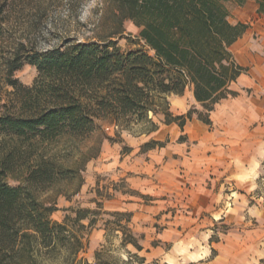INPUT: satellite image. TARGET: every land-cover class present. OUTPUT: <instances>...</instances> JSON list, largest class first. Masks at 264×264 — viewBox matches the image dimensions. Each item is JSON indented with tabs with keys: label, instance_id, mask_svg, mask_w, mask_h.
<instances>
[{
	"label": "trees",
	"instance_id": "obj_1",
	"mask_svg": "<svg viewBox=\"0 0 264 264\" xmlns=\"http://www.w3.org/2000/svg\"><path fill=\"white\" fill-rule=\"evenodd\" d=\"M230 1L246 0H102L94 37L42 52L31 49L8 61L7 83L22 89V99L18 113L0 114V264H38L42 255L83 247L69 225L52 214L56 197L76 194L88 162L98 157L102 141L89 142L101 121L121 129L148 123L155 131L159 125L153 118L163 114L166 123L183 129L197 114L211 124L216 105L238 95L231 84L246 68L230 47L248 24L230 21ZM258 1L264 11V0ZM127 20L140 28L148 49L119 46L115 38ZM26 63L38 69L30 85L14 78ZM187 89L203 110L174 115L168 95ZM88 212L79 210L74 221ZM126 216L130 221L131 214Z\"/></svg>",
	"mask_w": 264,
	"mask_h": 264
},
{
	"label": "rangeland",
	"instance_id": "obj_2",
	"mask_svg": "<svg viewBox=\"0 0 264 264\" xmlns=\"http://www.w3.org/2000/svg\"><path fill=\"white\" fill-rule=\"evenodd\" d=\"M229 6L234 11L235 6ZM102 8V0H0V114L18 113L22 99V89L7 83L8 61L17 56L22 58V52L31 49L42 52L66 41L94 37V29L103 17ZM124 28L115 38L122 50L148 49L139 36L140 28L133 21H125ZM240 47L238 43L234 45L235 55ZM37 76V67L29 63L14 72V78L27 85ZM247 91H255L257 102L264 99V92L257 87ZM168 100L171 104L181 100L184 108L180 105L177 108L174 103L171 107L176 114L186 113L191 108L203 110L194 100L191 89L182 95L170 94ZM215 111L218 112V107ZM210 117L214 118V112ZM153 119L160 122L158 117ZM197 119L194 114L173 144L183 142L190 147L215 144L214 123L206 125L209 139L205 142L201 132L196 135L190 131ZM150 128L148 123H136L129 129H121L101 121L89 143L102 141L99 157L105 144L119 145L122 155L131 153L135 148L131 147V142L139 139L136 147L140 146L139 156H144L143 153L162 147L168 141L150 137ZM260 139L259 145L254 146L256 152L259 149L257 163L251 166L249 174L230 177L212 174L207 179L204 186L216 193L218 200L213 207L202 211L196 210L197 207L186 200V195L176 198L169 193L144 194L132 187L125 177L116 180L109 175H98L95 185L88 187V165L98 157L90 160L83 172L84 183L80 190L69 197L58 195V209L52 214L53 220L69 225L81 238L83 247L76 253L62 249L51 257L42 255L38 264H264V138ZM150 141L160 145L149 148L146 143ZM9 183L18 184L13 179H9ZM186 186L192 189L190 183ZM116 195L127 205L118 210L104 208V201ZM170 199L178 200L170 202ZM199 203L204 207L208 205L204 198ZM147 206H158V209L148 211ZM86 209L88 217L75 222L77 212ZM116 211L123 215H114ZM130 236L141 250L129 241Z\"/></svg>",
	"mask_w": 264,
	"mask_h": 264
},
{
	"label": "crops",
	"instance_id": "obj_3",
	"mask_svg": "<svg viewBox=\"0 0 264 264\" xmlns=\"http://www.w3.org/2000/svg\"><path fill=\"white\" fill-rule=\"evenodd\" d=\"M228 4L235 6L234 11L230 9V21L248 24L244 34L230 47L238 64L246 70L231 84L238 95L223 99L216 105L218 112L213 111L214 118L211 120L215 126V144L205 143L192 147L183 142L173 144L184 133V128L180 127L179 130L176 122L166 123L165 116L160 114L156 116L160 120L159 128L152 131L150 137L168 140L166 144L148 150L143 153L144 156H139L140 146L136 147L140 143L139 139L131 142V147H135L131 153L123 155L119 145L105 144L98 160L88 165V187L95 185L98 175H109L116 180L125 177L132 187L144 194L160 196L169 193L176 198L186 195V200L191 201L197 207L196 210L202 211L213 207L218 200V195L204 186L212 174L228 177L249 174L251 166L258 159L259 149L256 152L254 146L259 145L261 137L264 138V99L257 102L253 95L255 91L246 92L255 87L264 92V11L259 10L258 0H246L242 4L230 1ZM237 43L241 47L238 55H235L233 47ZM192 95L196 101L193 91ZM173 103L177 108V105L184 108L181 100H176L170 103L171 111ZM172 113L184 114L181 111L179 114ZM195 121L190 131L196 135L201 132L205 142L209 139L205 133L206 125L210 124L200 119ZM188 136L191 139V133ZM187 183H190L192 189L187 188ZM202 198L206 200L207 207L199 203ZM177 200L170 199V202ZM125 205L127 203L119 195L104 201V208L111 210L122 209ZM147 208L148 211H154L158 206Z\"/></svg>",
	"mask_w": 264,
	"mask_h": 264
}]
</instances>
